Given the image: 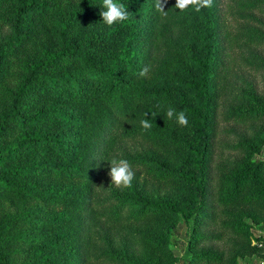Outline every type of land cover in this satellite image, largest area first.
I'll use <instances>...</instances> for the list:
<instances>
[{
  "label": "trees",
  "instance_id": "obj_1",
  "mask_svg": "<svg viewBox=\"0 0 264 264\" xmlns=\"http://www.w3.org/2000/svg\"><path fill=\"white\" fill-rule=\"evenodd\" d=\"M116 2L129 18L108 26L102 0H0V264H158L120 254L107 231L165 213L175 220L151 238L156 248L180 247L185 264H223L220 252L195 251L213 238L201 232L220 214L264 204V130L230 146L247 156L229 174L216 171L224 0L199 12L167 0L166 16L155 0ZM250 3L264 11V0ZM144 67L164 76L150 83ZM252 100L224 121L264 120V101ZM131 142L148 149L134 155ZM112 159L176 181L180 196L152 200L138 185L123 193L103 174ZM92 222L100 230L90 236ZM242 222L224 229L238 234ZM256 240L245 264L264 259V236Z\"/></svg>",
  "mask_w": 264,
  "mask_h": 264
},
{
  "label": "rangeland",
  "instance_id": "obj_2",
  "mask_svg": "<svg viewBox=\"0 0 264 264\" xmlns=\"http://www.w3.org/2000/svg\"><path fill=\"white\" fill-rule=\"evenodd\" d=\"M250 1L253 0H224L222 8L224 51L218 60L222 64L219 65L214 85L218 122L214 159L220 177L229 174L236 163L247 156L244 152H233L230 146L239 143L242 139L254 141L264 130V120L229 124L223 119L235 109L252 106L254 97L264 101V46L259 42L261 34L264 33V25L261 23L264 21V11L251 9L253 6ZM162 72L160 67L156 71H148L146 76L150 83H157L164 76ZM128 146L132 148L131 153L134 155L144 154L143 152L148 149L143 142H131ZM258 158L264 159V154L259 155ZM110 166L104 169L103 174L111 184V177L108 175ZM132 171L134 178L131 186L121 187L123 193L130 192L135 185H138L137 188L142 189L152 200L174 199L180 196L181 191L176 181L160 182L156 175L146 174L143 170ZM100 182L99 180L97 189ZM233 213L229 220L220 214L218 219L201 232L213 238L208 244L199 245L195 249L196 252L211 249L224 255L223 264H245V259L253 255L252 247L257 243L256 237L264 236V204H255L248 208L239 207L234 209ZM174 220L170 214L165 213L151 217L142 224L123 225L107 233L112 238L114 250L120 254H127L139 260L150 259L158 264H185L182 257L183 250L180 247L176 248L173 245L171 251L159 249L151 241L152 237L166 233L167 227L173 224ZM225 222L234 225L242 222L243 231L234 234L224 229ZM98 230H100L99 224L90 223V236ZM179 230L184 238L186 228L180 226ZM176 243L179 244V241ZM102 247L99 243L91 248L97 250ZM261 248V252H264V246ZM254 255L263 256L258 253ZM263 262L264 259L260 264ZM90 264L95 263L91 261Z\"/></svg>",
  "mask_w": 264,
  "mask_h": 264
},
{
  "label": "clouds",
  "instance_id": "obj_3",
  "mask_svg": "<svg viewBox=\"0 0 264 264\" xmlns=\"http://www.w3.org/2000/svg\"><path fill=\"white\" fill-rule=\"evenodd\" d=\"M167 0H155L154 7L156 11L161 13V15L166 16L167 11H165L164 5ZM213 0H176L175 7L180 11H185L189 7L193 8L195 11L199 12L202 8L211 7ZM102 11L100 13L102 21L111 26L116 22H123L129 18L128 11L123 4H119L116 0H102ZM148 71L147 67H144L138 73L139 76H145ZM168 119L175 118L176 122L180 126L186 127L188 124L187 116L184 112H176L172 108H168L165 112ZM147 116V113H145ZM140 124L143 129L147 130L151 128V123L148 119H142ZM110 170L108 175L111 177V183L116 186L130 187L131 182L134 178V172L131 170V166L127 160L112 159L110 161Z\"/></svg>",
  "mask_w": 264,
  "mask_h": 264
},
{
  "label": "built area",
  "instance_id": "obj_4",
  "mask_svg": "<svg viewBox=\"0 0 264 264\" xmlns=\"http://www.w3.org/2000/svg\"><path fill=\"white\" fill-rule=\"evenodd\" d=\"M263 264H264V262H263Z\"/></svg>",
  "mask_w": 264,
  "mask_h": 264
}]
</instances>
